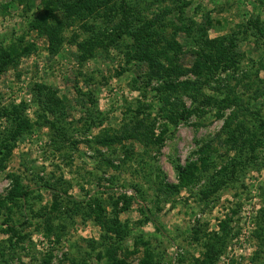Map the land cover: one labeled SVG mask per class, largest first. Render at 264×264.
<instances>
[{"label":"rangeland","instance_id":"1","mask_svg":"<svg viewBox=\"0 0 264 264\" xmlns=\"http://www.w3.org/2000/svg\"><path fill=\"white\" fill-rule=\"evenodd\" d=\"M62 1L69 2L0 0V55L17 45H33L0 75V145L19 120L8 113L23 106L21 132L6 139V156H0V264H79L82 259L107 264L96 257L110 250L122 259L117 243H103L114 206L133 239L142 235L151 243L159 264H208L206 251L214 244L223 247L214 264H264V38L258 35L259 26L253 28L255 19L264 21V4L254 8L253 0H195L204 11L194 18L195 7L187 11L198 23L208 11L219 21L207 32L209 39L241 34L231 67L207 77L201 90L202 100H221L227 93L242 100L244 111L225 133V120L237 106L216 118L215 106L203 105L172 125L155 90L162 80L148 77L146 66L128 63L123 46L97 47L94 57H85L79 45L97 36L109 42L98 31H111V14L103 17L101 10L97 17L66 18ZM45 13L49 25L67 22L52 55L49 35L28 29ZM176 41L179 65L189 69L195 59L190 43L182 35ZM178 80L197 77L188 73ZM37 84L55 91L65 104L56 115L64 121L63 137L46 124L53 119L50 114L41 119L37 114ZM50 94L43 100L50 101ZM181 101L192 108L188 96ZM239 122L247 130L253 125L263 129L255 134V146L240 144V136L247 135L235 130ZM163 129L166 136L159 144ZM241 160L244 167L234 176L230 167L222 172ZM188 162L198 165L197 179L175 196L156 199L154 185L161 179L177 185V168ZM14 177L29 195L8 200ZM216 178L224 182L202 200L201 191ZM123 245L133 249L131 238ZM140 252L126 255L128 264H138Z\"/></svg>","mask_w":264,"mask_h":264},{"label":"trees","instance_id":"2","mask_svg":"<svg viewBox=\"0 0 264 264\" xmlns=\"http://www.w3.org/2000/svg\"><path fill=\"white\" fill-rule=\"evenodd\" d=\"M68 1L69 2L62 1L60 3V9L66 14V18H70L71 14H80L82 16L93 15L97 17L100 16L101 10L103 11V13L101 12L102 15L104 14L103 17H108L111 14L108 18L112 23L110 28L111 31L109 33L108 31H98V34L106 33L111 41L109 40L108 43L106 42L104 44L105 40H100L99 36H97L95 39L89 40L86 44L79 45V49H81L83 53H87L85 57L89 58L95 56L93 50L97 47H102L104 50L112 44L123 46L128 63L133 64V66L142 64L150 70V73L147 75L148 77L154 76L162 80V84L155 90L158 95H160V102L163 105L162 112L165 111L168 114L167 119L172 125H178L186 121L191 115L197 113L203 105H214L217 109L215 113L216 118L222 116V111L224 109L230 106H237V110L225 120L224 131L228 133L231 124L237 118L238 114L244 111L242 109L244 107L242 100H239L235 94H233L232 97L227 93L221 100H218L215 96H207L204 97V100L201 99V90L205 84L208 85L205 82L206 78L210 77L211 79L213 75L227 67L230 68L233 64V59L237 53V45L241 43V34L239 33L240 31H238V35H220L213 39H209L207 32L220 23L212 18V13L209 11L203 13L204 17L201 23L192 19L198 12L204 11V8L195 5V0H95L96 5L90 0ZM253 1L254 3L251 1L250 4L253 5L254 8L257 7V3L260 5L264 4V0ZM192 6L195 7V13L193 12L192 18H190L187 17V11ZM45 16H41L39 21L30 23L28 29L38 30L40 33L45 31V33L49 35L51 48L48 52L52 55L56 52V48L60 44L58 34L63 30L67 22L62 23L57 20L55 24L49 25L47 23L49 15L47 16V13H45ZM115 18L118 19L117 23H114ZM254 23L255 25L253 28L256 29V26H259L257 29L258 35L260 38H264V21L255 19ZM242 28L243 27H241V29ZM179 35L184 36L187 43H190V53L195 56L193 64L189 69H185L179 65L181 46L176 41ZM32 47L33 45L24 47L17 45L13 50L11 49L7 52L3 51L0 55V75L8 67L15 66L20 57L27 54ZM188 73L197 77V80H178L180 76L187 75ZM35 86L36 88L33 89V96L39 108L37 112L39 118H46L47 114H50L53 119H46V124L53 131L56 129L57 135L63 137L64 130L62 124L64 121L60 119V117L57 120L56 115L60 107L61 110L58 115L63 113L65 104L63 105L60 99L55 98V91H50L43 85L37 84ZM48 92H51V98L50 101L48 100L46 102L43 98L44 94ZM260 93L264 95V90L260 89ZM182 95H186L192 100V108H185L183 106L181 101ZM21 111H23V106L18 109L13 108V110L8 113V117L12 118L14 121L19 120L15 125L14 132L9 130L12 133L10 132L11 134L9 137H6V139H15L17 135L19 136L21 132L19 128L23 123V118L20 114ZM246 128L243 122H239L236 125V131L241 132V135H247L245 138L240 136V144L255 146V140H258L255 134L256 132H262L263 129L255 125L251 127V130H247ZM165 136L166 130L163 129L157 139V143L161 144ZM6 139L0 145V156H6L5 151L8 145ZM234 142L237 143L236 140H234ZM204 162L205 161H202L201 166H204ZM244 164L242 160L239 164L230 162V164H228L229 166L223 168L222 172L226 173L230 167L231 174L234 176L244 167ZM198 169L199 167L196 162H188L184 167L178 166V184H167L164 183L162 179L158 183L156 182L157 184L155 183L156 185H154V188H156L155 198L157 199L159 196L172 197L178 194L181 188L189 187L195 178L197 179L196 174ZM14 179L13 187L8 194V200L29 195V193L21 187L18 178L14 177ZM222 182L224 181L219 178L212 180L210 183L212 185L210 186L209 184L208 188L201 191V199L207 200ZM123 202L124 204L126 203L125 206L128 208L130 204L128 200L123 198ZM1 206L2 202L0 201V207ZM114 209L115 217L108 220L112 225L107 226V232H104L103 235V243H117L119 245V252H123L124 256L122 259H116L115 251L110 250L106 251L105 255L96 257V259L101 260V258H104L107 264H128L126 255L137 254L141 250V257L138 264H159V257L155 253V249L152 248L151 243L148 240H143L142 235L136 236V238L134 237L135 239H133V234L130 229H128L127 224L123 225L119 222L116 216L119 211L116 209V206H114ZM97 223L100 224L99 219H97ZM224 228L225 226H223L222 231H224ZM130 238L133 244L132 250L123 245L126 240ZM222 251L223 247L221 245H212V248L210 247V249L206 251L205 259L207 263L214 264ZM79 264H87V262L82 259Z\"/></svg>","mask_w":264,"mask_h":264}]
</instances>
